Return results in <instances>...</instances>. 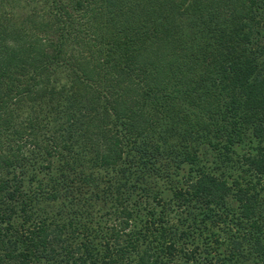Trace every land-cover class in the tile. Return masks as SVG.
<instances>
[{
  "label": "trees",
  "instance_id": "trees-1",
  "mask_svg": "<svg viewBox=\"0 0 264 264\" xmlns=\"http://www.w3.org/2000/svg\"><path fill=\"white\" fill-rule=\"evenodd\" d=\"M0 264H264V0H0Z\"/></svg>",
  "mask_w": 264,
  "mask_h": 264
},
{
  "label": "rangeland",
  "instance_id": "rangeland-1",
  "mask_svg": "<svg viewBox=\"0 0 264 264\" xmlns=\"http://www.w3.org/2000/svg\"><path fill=\"white\" fill-rule=\"evenodd\" d=\"M211 156H214V159L216 158V156H217V154L216 153H211ZM208 157V159H209V163L210 164H213L214 163V165H215V162L217 163V164H221V162L220 161H217V160H210V159H212V157L210 158V156H207ZM213 165V166H214ZM161 188H163L162 190H165V195H166V197H168L169 196V194H171V193H168V191H166V189H165V186H162ZM150 204H151V207H152V209L154 208V210L156 209V207H157V203L151 198V200H150ZM19 222H21V220L20 221H18V223Z\"/></svg>",
  "mask_w": 264,
  "mask_h": 264
}]
</instances>
